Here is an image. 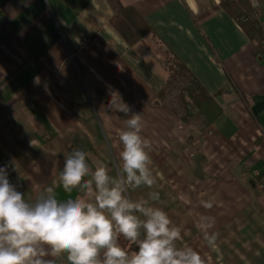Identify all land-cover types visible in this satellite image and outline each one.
<instances>
[{
  "label": "crops",
  "instance_id": "0c3cea01",
  "mask_svg": "<svg viewBox=\"0 0 264 264\" xmlns=\"http://www.w3.org/2000/svg\"><path fill=\"white\" fill-rule=\"evenodd\" d=\"M120 1L151 28L134 44L111 26L107 0H0V167L30 203L49 186L60 200L80 194L59 184L75 148L116 176L128 118L108 106L118 91L142 117L156 177L132 199L158 193L150 203L181 229L178 246L205 264H264V54L226 0ZM175 56L223 110L203 132L158 102ZM202 216L215 219L214 246Z\"/></svg>",
  "mask_w": 264,
  "mask_h": 264
},
{
  "label": "clouds",
  "instance_id": "9594fccd",
  "mask_svg": "<svg viewBox=\"0 0 264 264\" xmlns=\"http://www.w3.org/2000/svg\"><path fill=\"white\" fill-rule=\"evenodd\" d=\"M108 106L128 117L119 132L122 165L116 176L103 163L90 166L88 154L75 148L64 154L59 184L66 193L80 194L60 200L49 186L30 203L0 167V264H56L65 258L67 264H205L193 248L178 246L181 229L150 203L159 200L158 193L132 199L130 190L156 184L151 142L141 134V115L131 112L118 91L110 93ZM202 204L213 207L212 201ZM214 224V217L202 216L198 225L210 247ZM133 245L138 250L130 252Z\"/></svg>",
  "mask_w": 264,
  "mask_h": 264
},
{
  "label": "trees",
  "instance_id": "16d2710c",
  "mask_svg": "<svg viewBox=\"0 0 264 264\" xmlns=\"http://www.w3.org/2000/svg\"><path fill=\"white\" fill-rule=\"evenodd\" d=\"M107 1L114 12L110 24L127 41L134 44L151 31L150 26L143 24L137 15H131L132 9L120 0ZM221 6L239 21L257 50L264 54V25L258 11L260 3L254 7L251 0H226ZM157 97L158 102L165 104L187 126L198 132L207 130L223 112L214 95L176 56L168 64L166 82ZM130 249L138 250L135 245Z\"/></svg>",
  "mask_w": 264,
  "mask_h": 264
},
{
  "label": "built area",
  "instance_id": "2783aa9c",
  "mask_svg": "<svg viewBox=\"0 0 264 264\" xmlns=\"http://www.w3.org/2000/svg\"><path fill=\"white\" fill-rule=\"evenodd\" d=\"M251 2H252V5H253L254 7H257V6L259 5L258 0H251ZM263 44H264V41H263Z\"/></svg>",
  "mask_w": 264,
  "mask_h": 264
}]
</instances>
